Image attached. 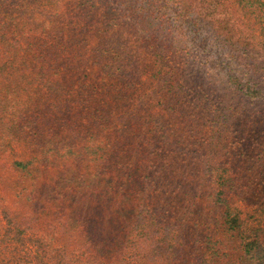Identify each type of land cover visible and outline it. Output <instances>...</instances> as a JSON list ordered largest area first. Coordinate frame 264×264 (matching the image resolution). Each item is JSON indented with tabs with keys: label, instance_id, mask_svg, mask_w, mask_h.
<instances>
[{
	"label": "trees",
	"instance_id": "trees-1",
	"mask_svg": "<svg viewBox=\"0 0 264 264\" xmlns=\"http://www.w3.org/2000/svg\"><path fill=\"white\" fill-rule=\"evenodd\" d=\"M34 2L0 0V151L60 180L37 181V210L2 207L0 264H264L259 226L216 191L234 165L264 181V63L242 26L264 0H78L57 25Z\"/></svg>",
	"mask_w": 264,
	"mask_h": 264
},
{
	"label": "rangeland",
	"instance_id": "rangeland-1",
	"mask_svg": "<svg viewBox=\"0 0 264 264\" xmlns=\"http://www.w3.org/2000/svg\"><path fill=\"white\" fill-rule=\"evenodd\" d=\"M28 2V5L25 4V7H31L34 8L35 2L34 0H26ZM41 2L43 4V9L45 11H49L50 13H54L52 15L53 24L57 25L62 21V12H67L70 14L71 7L76 5V2L78 0H36V3ZM27 5V6H26ZM226 7L229 10V12L233 15L234 12H237V6L235 3L232 2H226ZM241 12V11H240ZM35 15V14H34ZM249 17H252V19H249ZM243 22L242 26L245 27V31L249 35H257L259 36V56H261L262 60L261 62L264 63V24L257 23L256 20H254V16L250 12H247V15H242ZM103 24L102 26H104ZM256 48V45H255ZM149 76L143 75L142 81L149 82L148 80ZM148 83H145V88ZM33 91H37V89H33ZM35 94V92H33ZM155 103V102H154ZM153 107H157L158 110L159 104H153ZM71 140H68V143L71 144ZM85 155V152H83V156ZM0 179H3V181L0 182V233L3 232L2 224H4V217L1 213V209L3 206H7L11 208L14 212L16 211H22L23 213H30L32 209L37 210V205L30 210L29 204L31 203V200H34L38 193L37 191L42 188V183L38 185L37 181H51V179L54 180H60V173L59 174H52L48 176L49 171H45V165L42 164V162L37 161L36 163V169H35V179H33V176L29 175L26 178H19L16 173H13L8 168V161L9 158H27L28 153L27 151L22 148L19 145H14L11 147L7 153L4 154V151H0ZM76 157V156H75ZM80 157V155H79ZM76 157L75 165H80V167L77 169L79 172L85 173V177L93 175L94 177L99 173L97 172V169H95L92 166V162H88V158ZM57 161L54 160L50 165H53L54 169V162ZM87 163L92 167V171L87 170ZM35 165V163H34ZM227 165V164H226ZM3 166V167H2ZM241 166L242 168H240ZM234 165L232 167L231 171L228 169V171L232 172V179L231 181L225 186L218 182L216 191L222 190L224 197H226L231 206L237 210L240 211L241 217L251 223H256L260 228V233L262 238L264 239V181L260 180L259 175L257 174V177L254 179L252 178L251 181L249 180V177L253 175V171L255 168L251 166L250 168H244L242 165ZM34 169V166L32 167ZM55 171V170H54ZM89 172H92L91 174H87ZM68 174V173H67ZM227 174V173H226ZM224 172V175H226ZM78 174L77 172L69 173L68 174V180L72 181L78 180ZM16 176L19 178L21 183H18V180L16 179ZM16 179V189L14 184V180ZM248 179V180H247ZM89 180V178H87ZM83 180V181H87ZM96 182L98 181V178L96 179ZM83 181L80 180L78 185L83 184ZM217 182V181H216ZM231 182L235 185L233 188L231 187ZM12 183V184H11ZM37 184V189L34 187V184ZM11 184V185H10ZM21 191V192H20ZM22 194V196H20ZM31 198V199H30ZM35 211V210H34ZM42 222L35 221L33 225L34 232L41 233L43 232L41 230ZM181 241V239H179ZM238 252L233 251L232 253V259H235L238 255ZM243 264V263H242ZM247 264H249L247 262Z\"/></svg>",
	"mask_w": 264,
	"mask_h": 264
}]
</instances>
